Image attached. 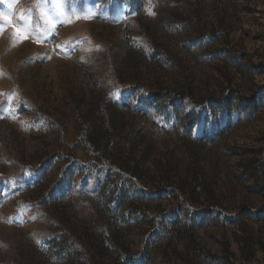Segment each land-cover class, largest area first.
<instances>
[{
    "label": "rangeland",
    "instance_id": "374dc122",
    "mask_svg": "<svg viewBox=\"0 0 264 264\" xmlns=\"http://www.w3.org/2000/svg\"><path fill=\"white\" fill-rule=\"evenodd\" d=\"M0 264H264V0H0Z\"/></svg>",
    "mask_w": 264,
    "mask_h": 264
}]
</instances>
